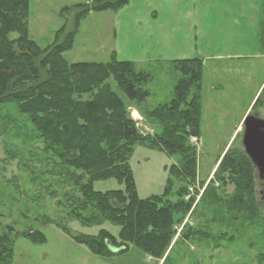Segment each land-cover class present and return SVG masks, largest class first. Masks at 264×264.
<instances>
[{
  "label": "trees",
  "instance_id": "1",
  "mask_svg": "<svg viewBox=\"0 0 264 264\" xmlns=\"http://www.w3.org/2000/svg\"><path fill=\"white\" fill-rule=\"evenodd\" d=\"M30 2L0 0V105L12 104L30 120L36 138L56 166L62 171L73 168L70 178L76 192L64 193L66 214L85 225L108 221L121 226V239L119 242L105 230L97 236L75 235L62 223L55 224L98 256H112V247L122 253L133 246L163 259L174 236L176 216L184 209L186 193L182 187L177 196L181 199L172 201V183L176 185L177 180L188 187L198 175V151L192 139L202 134V61H173L171 64L181 74L173 97L167 102L147 104L150 92L143 86L152 79L150 70L140 71L136 63L121 61L114 52L106 63H70L64 56L73 47L82 19L90 11L117 12L128 0H92L90 6H64L63 18L75 13L72 24L64 18L54 42L45 48L30 36ZM110 78L115 79L129 103L157 126L156 134L140 132L128 110L130 104L113 89ZM136 145L176 158L161 194L140 197L130 166ZM241 148L223 154L209 185L218 179L225 186L230 177L236 185L235 205L243 204L248 211H253L255 205L257 212L259 205L251 180L258 173ZM109 179L124 188L95 190V182ZM14 229L8 225L2 229L6 231H0V264L13 262ZM22 234L34 243L47 241L41 231Z\"/></svg>",
  "mask_w": 264,
  "mask_h": 264
},
{
  "label": "rangeland",
  "instance_id": "2",
  "mask_svg": "<svg viewBox=\"0 0 264 264\" xmlns=\"http://www.w3.org/2000/svg\"><path fill=\"white\" fill-rule=\"evenodd\" d=\"M91 1L31 0V38L41 47L49 46L64 23L61 9ZM112 13L110 10L90 11L82 19L73 47L64 53L70 63H106L110 60L109 52L113 53L114 44L111 38L114 29ZM73 14L65 18L71 24ZM171 63L137 65L140 71L150 70L147 72L152 74L151 81L143 86L150 92L147 104L167 102L173 97L181 74ZM212 64L209 63L210 66ZM227 70L224 67L223 72ZM108 82L130 104L118 89L115 79L110 78ZM202 95V134L200 138L192 139L197 145L198 175L188 187L177 180L176 185L172 183V201L180 200L177 196L182 187L186 188L184 209L176 216L174 236L163 259L157 260L161 264H264V194L261 193L264 183L258 175L251 180L259 205L257 212L255 205L253 211L246 210L243 204L235 205L236 185L230 177L226 179L225 186L218 179L209 185L223 154L230 149H242L243 123L236 126L242 115L253 114L264 119V82L258 93H253L248 99L252 103L248 111L243 109L248 95L232 92L211 94L206 89ZM128 110L142 134L153 136L157 133V126L146 119L137 106L130 104ZM43 147L25 115L12 104L0 105V231H6L2 229L8 225L15 228L12 264H155L148 254L136 247H132L129 254L126 251L112 257L95 255L55 224L62 223L75 235L97 236L105 230L119 242L121 239V226L108 221L85 225L66 214L64 193L76 192L70 178L74 170L62 171ZM175 162L176 158L162 151L144 145L135 146L130 166L141 198L163 192L168 182L169 167ZM94 188L105 192L123 189L124 186L115 179H109L95 182ZM32 230L44 233L47 241L34 243L22 234Z\"/></svg>",
  "mask_w": 264,
  "mask_h": 264
},
{
  "label": "crops",
  "instance_id": "3",
  "mask_svg": "<svg viewBox=\"0 0 264 264\" xmlns=\"http://www.w3.org/2000/svg\"><path fill=\"white\" fill-rule=\"evenodd\" d=\"M112 14V50L119 60L144 67L199 58L202 94L248 95L243 109H251L248 99L264 82V0H128Z\"/></svg>",
  "mask_w": 264,
  "mask_h": 264
},
{
  "label": "water",
  "instance_id": "4",
  "mask_svg": "<svg viewBox=\"0 0 264 264\" xmlns=\"http://www.w3.org/2000/svg\"><path fill=\"white\" fill-rule=\"evenodd\" d=\"M242 145L255 166L259 179L264 182V119L253 114L245 117ZM261 193L264 194V190ZM111 250L117 251L113 247Z\"/></svg>",
  "mask_w": 264,
  "mask_h": 264
}]
</instances>
